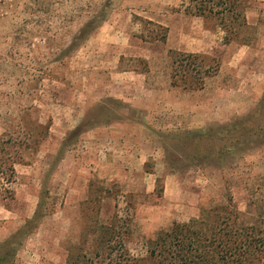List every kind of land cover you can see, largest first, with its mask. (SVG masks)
<instances>
[{"label": "rangeland", "instance_id": "1", "mask_svg": "<svg viewBox=\"0 0 264 264\" xmlns=\"http://www.w3.org/2000/svg\"><path fill=\"white\" fill-rule=\"evenodd\" d=\"M24 1L0 0V243L15 241L4 264H121V238L145 255L226 195L239 211L264 200V144L219 152L264 93V0H244V43H224L181 0H88L75 13ZM101 4L104 20L73 46ZM177 51L206 55L203 88L170 85Z\"/></svg>", "mask_w": 264, "mask_h": 264}, {"label": "trees", "instance_id": "2", "mask_svg": "<svg viewBox=\"0 0 264 264\" xmlns=\"http://www.w3.org/2000/svg\"><path fill=\"white\" fill-rule=\"evenodd\" d=\"M68 1L73 3L74 13L86 6L87 12L92 11L88 0L83 6L78 0H25L24 8L28 13H48L54 8H62ZM180 5L185 14L201 17L210 28L221 31L224 43L247 41L242 35L248 27L244 0H181ZM105 9L106 4H101L77 28L71 41L73 46H79L100 26ZM150 38L158 39L157 35ZM206 58L199 53L175 52L171 61L170 85L185 90L203 88L206 77L211 74ZM257 117L259 123L253 124L251 120ZM222 133L231 136L232 144L223 145L219 152L236 155L240 150L263 145L264 93L256 110L230 124ZM226 200L227 204L222 205L218 213L202 211L188 221L173 222L168 229L158 232L154 239L146 242L145 255H129L123 238L119 239L123 255L121 264H264V200L252 201L253 211L247 208L239 211L231 195H226ZM104 228L106 234L115 232L109 226ZM13 239L8 237L0 243V264L13 257ZM103 242L110 256L116 248L107 236Z\"/></svg>", "mask_w": 264, "mask_h": 264}, {"label": "crops", "instance_id": "3", "mask_svg": "<svg viewBox=\"0 0 264 264\" xmlns=\"http://www.w3.org/2000/svg\"><path fill=\"white\" fill-rule=\"evenodd\" d=\"M97 38H99L100 36H102L101 34V28H100V31H98V33L96 34ZM112 40V39H111ZM2 211H4V209H2ZM5 212V211H4Z\"/></svg>", "mask_w": 264, "mask_h": 264}]
</instances>
